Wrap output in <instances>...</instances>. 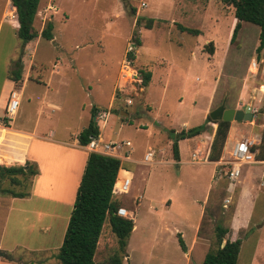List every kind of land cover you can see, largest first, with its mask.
I'll return each instance as SVG.
<instances>
[{"label": "rangeland", "instance_id": "rangeland-1", "mask_svg": "<svg viewBox=\"0 0 264 264\" xmlns=\"http://www.w3.org/2000/svg\"><path fill=\"white\" fill-rule=\"evenodd\" d=\"M141 1L145 8H140ZM50 7L56 10L54 17ZM233 13L223 0H40L33 27L40 35L46 24L53 22V39L38 37L23 47L8 20H14V10L7 0H0L2 127L31 129L38 121L43 135L52 131L54 139L71 141L87 125L95 106L102 110L101 114L104 112L102 116L108 117L105 130L109 131V139L129 140L131 148L142 155L146 144L158 141L164 131L168 135L169 130L203 124L207 103L208 114L223 102L227 109L250 108L254 115L251 122L229 123L241 136L258 138L259 142L258 163L244 166L233 188L228 181L213 177L212 165L152 169L145 188L134 180L131 195L143 189L145 199L135 209L136 230L127 240L125 250L129 257L122 256V264H202L205 254L217 249L216 225L228 230L225 240L241 241L237 264H264V161L257 159L264 128V48L256 53L259 28L250 23H242L234 40H228L236 23ZM149 22L150 30L146 29ZM177 24L198 30L199 34L180 32ZM133 35L139 41L141 38L143 44L136 46L131 68L140 79L141 71L152 73L148 88L132 82L128 74L120 71L128 58L125 53L129 45L135 43ZM19 58L21 82L16 83L12 79ZM19 90L20 105L10 126L5 108L9 93ZM206 128L216 132L217 123L209 122ZM8 133L0 129V146ZM15 137L19 136L13 137L18 141ZM11 145L13 149L19 147L15 142ZM186 146L182 147V159L190 160ZM1 152L2 149L0 158L5 156ZM197 157L206 160L200 151ZM248 169L255 173L247 176ZM29 181L14 190L28 191ZM2 188H10L7 181ZM10 200L13 199L7 201ZM36 200L31 198L12 206L26 210L29 204H39ZM168 200L172 202L170 209L165 208ZM121 205L133 207L129 199L122 200ZM202 205L200 241L190 248L192 226ZM0 207L5 205L1 202ZM161 209L166 211L164 222ZM5 213L0 210V227L8 222L6 245L25 241L41 243L48 250L45 254L17 251L13 256L28 261L26 264H41L43 260L58 263L46 256L58 253L62 218L43 234L36 223L30 226V218L16 226L15 218L21 214L18 210L8 218ZM159 226L161 232L155 235ZM173 228L182 233L191 254L185 255L180 248L179 235L173 233ZM117 251V238L106 218L95 262L101 263Z\"/></svg>", "mask_w": 264, "mask_h": 264}, {"label": "trees", "instance_id": "trees-1", "mask_svg": "<svg viewBox=\"0 0 264 264\" xmlns=\"http://www.w3.org/2000/svg\"><path fill=\"white\" fill-rule=\"evenodd\" d=\"M234 11L236 23L232 29L230 42L234 40L242 23H250L259 28V44L256 53L259 54L264 48V0H223ZM40 0H10L15 8L18 28L16 36L25 47L29 42L40 37L47 41L53 39V23L48 22L40 35L34 30L33 23L38 12ZM151 22V21H150ZM150 22L146 29H151ZM139 22L136 21V25ZM180 32H187L191 35H198L199 31L189 29L177 24ZM136 46H140V41L133 35ZM211 45V43H209ZM212 54V53H211ZM128 58L133 59V55L128 53ZM16 70L13 71V82H21L20 72L22 69L21 58L15 62ZM141 85L147 87L151 73L141 71ZM91 116L88 125L82 129L78 136V144L85 146L92 138L99 135V129L94 117L98 112L97 107L91 108ZM213 122L207 116L206 121L193 128L181 130L175 133L169 130L168 136L173 140L171 145L174 160H179L177 142L179 140L193 138L206 131L207 123ZM217 129L211 142L208 160L215 162L221 157L222 150L230 128L228 122L216 121ZM261 151L257 159L264 161V128L261 135ZM8 162L12 161L8 157L0 158ZM121 161L115 158L102 156L96 153H88L85 167L76 190L75 201L71 210L69 220L65 229L64 237L55 258L59 264H122V256L125 254L126 240L128 239L133 223L131 220L115 215L117 209L121 207V201L112 195V190L116 181ZM38 174L35 164L26 162L24 166H0V194L8 195L12 198H25L27 191H16L14 188H22L27 180ZM4 181H7L10 188H2ZM30 182V181H29ZM28 182V184H29ZM23 190V189H22ZM108 219L111 232L117 238L118 251L112 256H106L101 263L95 262L98 240L104 225ZM228 230L221 225H216L214 233L217 242V249L208 251L202 264H237L238 254L241 246L239 239L231 241L225 236ZM224 241V245L222 243ZM178 243L183 251H186L181 237ZM7 260L11 257L1 255Z\"/></svg>", "mask_w": 264, "mask_h": 264}, {"label": "crops", "instance_id": "crops-1", "mask_svg": "<svg viewBox=\"0 0 264 264\" xmlns=\"http://www.w3.org/2000/svg\"><path fill=\"white\" fill-rule=\"evenodd\" d=\"M7 2L12 7L15 13L14 20L12 19H8V20L10 21V23H12L11 24L13 25L12 27L16 30L18 28V23H17L15 8L11 5L10 0H7ZM50 8H51L50 12L53 14L54 17L55 15L54 12H56V10L54 7L53 8L50 7ZM234 24L235 22L233 23V25ZM233 25L230 30L228 40L230 39L231 32L234 27ZM140 43L141 45L139 47H141L143 44L141 38H140ZM127 54L128 52L125 53V56H127ZM134 58H135V54L133 56V59ZM121 68L122 66L120 67V71ZM151 79H152V73H151ZM20 90L17 92L19 99H20ZM97 109L99 113L102 112L100 108L97 107ZM207 109H208V103H207V108L205 109L203 114L204 122L206 121V118L208 116ZM14 116L11 119H13ZM104 117L100 120H97L94 117L96 121V125L98 126L99 129L98 136L100 140L102 142L120 141L118 139H109V134H108L109 131L105 130L106 127L108 126L107 123L108 117L105 118ZM11 119L8 121L10 126L12 123ZM85 127H83V129ZM0 129L9 131V133L7 134L8 137L2 138L3 142H2V146H0V149H2L3 152L1 153H5L4 157H8L12 161H15V162H8L2 160V162H0V166H6V167L24 166L26 162H29L35 164L38 170V174L30 179L31 181H30L29 189L27 191L28 196L25 198H12L8 195H1L3 197L0 198V203L2 202L5 205V207L3 208L0 207V210L6 211L5 213L6 218H8L13 211L18 210L21 214L15 218L14 224L16 226L21 225L22 224L21 220H23L24 218L25 220L26 218L27 220L28 218H30L33 219L30 223V226L33 227L34 224L36 223L38 225L39 231L42 232L43 234L45 232L51 231V224H53V222H57L56 220H60L62 218L63 219L62 230L60 231V237L57 241L60 247L63 241L69 216L73 208L74 198L76 196V190L79 185L85 167V162L89 153L84 146H80L78 144L77 136L79 132L75 133V135L71 138V141H68L66 139H54V133L52 131L48 135H43L41 133L38 121L34 123V126L31 129H25L24 127H19V126H17L16 128H11V127L5 128L0 126ZM183 130H187V129H183ZM173 131L175 133H179L181 130H173ZM214 134L215 132L208 131L206 128V131L201 135L195 136L193 138L179 140L177 142L179 160L173 159L172 151H171L172 140L171 137H169L165 131L163 132V134L159 135L161 136V138L158 141H155L153 143L150 142L148 145L146 144V149L142 155L139 153V151H137V149L133 150L131 148L132 143L129 140H126L131 143L130 149L126 150V152H129L130 150V152L128 153L129 155L127 156V159L121 163V168H119L117 177L132 179V186L134 180H136L137 182L143 183L145 188L146 187L145 185H147L148 178L151 174L152 169H163L168 166H175L177 169H180L182 165L185 166L190 164L202 165V166L212 165L214 168L213 177H215V163L217 161L212 162L208 160L209 148L214 138ZM241 134L242 133L235 126L230 127L221 156L225 153L226 149L233 142V140L239 138ZM14 135L19 136V137H15V138H19L18 141L13 140ZM150 135L153 136L154 134L150 133ZM13 142L19 145V147L16 146V149L18 148L19 150L13 149L15 148L13 147V145H11V143ZM184 145H187L185 148V152H187V155L191 153L190 160L182 159L183 156L182 147ZM199 151L202 154H204V156L206 155V160L205 157L204 158L197 157ZM147 152L153 153V158L149 163H145L144 160L145 154ZM160 155H162L161 158ZM165 157L166 160H164ZM246 173L247 176H250L253 175L255 171L248 169ZM210 178H212V176ZM231 186L233 188L234 184ZM208 188H210V184L208 185ZM142 192L143 189L137 194L131 195V191H130L129 195L120 196L122 197L120 201L129 199V201L132 203L133 206L131 208L128 207L129 205H127V207L125 206V208L127 209V211H129V213L133 218L131 220L133 223V228L128 239L130 238L131 234L136 230L135 224L137 220L135 219L136 216L135 209L138 208L142 203V201H144L145 199L144 198L145 194L143 195ZM150 193L151 192L148 189L147 195L149 197L151 196ZM9 198L13 200H10L11 202H8L7 200ZM31 198L34 199L37 198L36 201H38L39 204L36 205L29 204L26 210H21L12 206L14 203L20 204L23 203V201H30ZM135 198H139V199L135 201ZM226 201L229 202L228 200ZM149 207L152 208V206ZM166 207H168L169 209L172 208L171 200H168L166 202L165 208ZM165 212H166L165 209L160 210L161 220ZM24 215L26 217H24ZM203 217H204V211L202 205L199 211L198 220L196 224L192 226V239H191L190 248L196 245L200 241L199 233H200ZM162 221L164 222V220ZM161 229H162L161 226L157 227L155 231L156 232L155 235L160 234ZM7 231H8V222L6 221L4 225L0 227V264L28 263V261H24L21 258L18 259V257L12 255L17 251L30 252V253L41 252L44 254L48 251L47 246L41 243L39 245H33L25 241H13L10 245H6L5 239H6ZM31 231L32 229L29 231V233H31ZM172 231L174 234L176 233L177 235H179L182 239V233L178 232L174 228L172 229ZM127 240H126V245H127ZM185 248H186V251H184L185 255L192 253L190 252V248L188 249L186 245ZM1 255H5L6 257L10 256L11 260L9 261ZM55 256L56 255H50V257L46 256V259L47 258L54 259ZM128 257L129 255L125 250L124 259ZM33 263L34 262H30L29 264H33ZM41 264H53V263H48V261L43 260L41 261ZM57 264H59V262Z\"/></svg>", "mask_w": 264, "mask_h": 264}, {"label": "built area", "instance_id": "built-area-1", "mask_svg": "<svg viewBox=\"0 0 264 264\" xmlns=\"http://www.w3.org/2000/svg\"><path fill=\"white\" fill-rule=\"evenodd\" d=\"M145 2L141 1L140 8H145ZM135 44L129 45L127 52L134 56ZM131 60L127 58L124 61L121 71L124 74L129 75L132 82H138L141 84V79L136 72L131 68ZM252 66L256 68V62H252ZM128 105H131V101H127ZM20 105V99L18 93L15 91L10 92L9 100L5 108V116L10 120L17 112ZM102 114L97 112L95 119L100 120ZM258 138L252 136H241L229 145L225 153L220 157V159L215 163V177L218 179L227 180L230 185H233L239 180L242 175V168L244 166H250L252 164L258 163L256 160V146L258 145ZM89 153H96L102 156H107L115 158L121 161V163L127 159L129 155L126 150L130 149L131 143L129 141H113V142H102L99 136L92 138L87 145L84 146ZM124 153V154H123ZM153 158V153L147 152L145 154V163H149ZM121 168V165H120ZM132 187V179L130 178H116L112 195L114 197L129 195ZM139 198H135V201ZM115 215L132 220V216L123 206L119 207Z\"/></svg>", "mask_w": 264, "mask_h": 264}, {"label": "water", "instance_id": "water-1", "mask_svg": "<svg viewBox=\"0 0 264 264\" xmlns=\"http://www.w3.org/2000/svg\"><path fill=\"white\" fill-rule=\"evenodd\" d=\"M211 121H223V122H251L253 119V113L250 108H245L244 110H235V109H227L222 102L218 107L213 109L208 114ZM224 245V241L222 246Z\"/></svg>", "mask_w": 264, "mask_h": 264}]
</instances>
